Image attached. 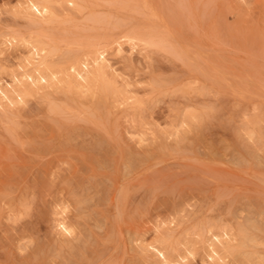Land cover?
<instances>
[{"label": "rangeland", "instance_id": "374dc122", "mask_svg": "<svg viewBox=\"0 0 264 264\" xmlns=\"http://www.w3.org/2000/svg\"><path fill=\"white\" fill-rule=\"evenodd\" d=\"M40 1L0 0V264H264V0Z\"/></svg>", "mask_w": 264, "mask_h": 264}, {"label": "bare ground", "instance_id": "6f19581e", "mask_svg": "<svg viewBox=\"0 0 264 264\" xmlns=\"http://www.w3.org/2000/svg\"><path fill=\"white\" fill-rule=\"evenodd\" d=\"M40 2L42 3L41 8L46 12L47 11V5L49 4L50 0H41Z\"/></svg>", "mask_w": 264, "mask_h": 264}]
</instances>
